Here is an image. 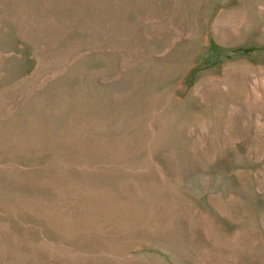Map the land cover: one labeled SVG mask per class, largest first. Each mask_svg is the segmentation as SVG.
I'll return each instance as SVG.
<instances>
[{
  "label": "rangeland",
  "instance_id": "obj_1",
  "mask_svg": "<svg viewBox=\"0 0 264 264\" xmlns=\"http://www.w3.org/2000/svg\"><path fill=\"white\" fill-rule=\"evenodd\" d=\"M0 264H264V0H0Z\"/></svg>",
  "mask_w": 264,
  "mask_h": 264
}]
</instances>
